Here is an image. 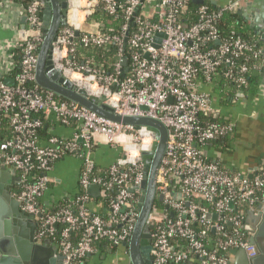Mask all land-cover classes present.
I'll list each match as a JSON object with an SVG mask.
<instances>
[{
    "label": "built area",
    "instance_id": "2783aa9c",
    "mask_svg": "<svg viewBox=\"0 0 264 264\" xmlns=\"http://www.w3.org/2000/svg\"><path fill=\"white\" fill-rule=\"evenodd\" d=\"M67 2L66 24L53 43L54 70L91 98L102 99L116 115L154 119L169 132L156 179L157 201L148 219L152 264H234L231 252L238 250H245L249 259L257 257L245 221L250 212L257 214L264 206V163L249 178L225 169L206 152L211 141L234 129L233 124L220 122V110L207 86L225 81L241 92L252 72L264 67L259 37L253 43L221 37L217 24L225 12H237L238 3L218 2L212 10L205 2L199 5L197 22L188 24L182 18L192 0ZM0 6L16 8L30 26L21 36L25 49L18 73L16 63L0 64V167L20 177L13 198L21 211L34 217L38 241L54 244L63 264L95 255L96 243L102 240L124 246L140 216L143 155L153 151L158 141L155 133L113 123L41 88L36 70L45 38L44 4L0 0ZM99 9L114 20L122 19L118 31L106 30L95 19ZM86 23L97 31L77 36ZM159 33L164 36L156 49ZM111 45L120 57L111 72L78 49L106 50ZM6 79L14 84L7 85ZM55 123L72 128L71 136L53 133ZM44 128L49 137L41 135ZM99 136L123 150V156L108 168V178L96 175L94 150ZM68 157L81 163L79 185L84 192L59 203L45 201L56 183L52 175L56 164ZM91 185L101 188L98 199L107 203L108 218L87 208L94 200L87 193ZM159 196L163 201H158Z\"/></svg>",
    "mask_w": 264,
    "mask_h": 264
},
{
    "label": "water",
    "instance_id": "95a60500",
    "mask_svg": "<svg viewBox=\"0 0 264 264\" xmlns=\"http://www.w3.org/2000/svg\"><path fill=\"white\" fill-rule=\"evenodd\" d=\"M45 1H42L44 4L43 30L45 38L38 56L37 84L41 88L52 91L57 96L68 101L75 102L113 123L134 126L138 129L142 127L148 128L155 133L158 139L153 151L143 155L145 177L141 185L140 216L130 241L124 244L129 250L131 264H152L150 253L153 236L148 219L157 201L156 179L167 150L168 129L160 121L154 119L116 115L111 107L103 104L102 99L91 98L85 90L77 89L71 81L54 70L53 43L60 29L66 24L68 2L67 0H47L48 3L46 4ZM192 1L196 5H202L205 2L218 5V0ZM248 6L250 7L251 4H248ZM22 21L27 22V18L24 17ZM251 29L256 31L257 36L263 42L264 30L261 29L260 24L253 23ZM96 31V27L86 23L76 35L80 36L82 32ZM163 36L160 33L156 35L154 43L156 49L160 47ZM122 63L124 67H127L128 61L126 59ZM260 74L261 72L259 71L254 72L255 77L260 76ZM5 83L11 86L14 81L6 79ZM244 95L243 91L240 92V96ZM0 176L3 180L10 182L13 187L20 186V177L17 176L15 171L0 167ZM87 193L94 200L98 199L101 194V188L97 185H91L87 188ZM158 201H163V197L159 196ZM230 206L236 209L233 203ZM87 208L90 212L96 214L108 213L110 215L111 213L107 209L100 208L95 202H90ZM259 209L260 212L257 214L254 211L250 212L245 221L246 229L251 237L250 244L257 248L258 255L253 259H249L245 250L232 251L231 254L235 257L234 264H264V206ZM208 218L217 219V217L211 215H208ZM36 234L37 224L34 217L21 211L20 203L13 198L10 188L6 189L1 185L0 264H63V257L56 246L49 241L39 242Z\"/></svg>",
    "mask_w": 264,
    "mask_h": 264
},
{
    "label": "crops",
    "instance_id": "0c3cea01",
    "mask_svg": "<svg viewBox=\"0 0 264 264\" xmlns=\"http://www.w3.org/2000/svg\"><path fill=\"white\" fill-rule=\"evenodd\" d=\"M76 1L85 4V0ZM226 1L228 0H218L219 3ZM233 1L238 3L237 13L242 21L246 23L254 37H258L251 26L257 23L264 30V0H249L248 3ZM248 4L251 6L249 7ZM23 18L16 8L8 10L0 6V64L14 63L13 51L22 44L21 36L30 28L27 22L22 21ZM263 42L261 44L264 46ZM259 72H261L260 76L256 77L258 91L254 95L243 91L245 95L240 96V91L236 90L233 96L226 88H221L217 92L213 89L214 84L207 86L208 91L214 96L215 106L220 110V118L231 119L234 129L227 141L221 144H209L206 152L225 169L249 178H252L264 163V67ZM52 129L56 135L69 137L72 134V128L56 123L53 124ZM96 144L94 160L101 169H108L123 156L120 146L108 144L101 136L97 137ZM80 173L81 163L78 159L68 157L59 161L52 172L56 183L48 189L45 201L59 203L67 197L79 195L82 190L79 185ZM92 202L100 208L109 210L100 199ZM103 215L109 216L108 213ZM88 264H131L129 250L125 246L118 247L114 253L98 250L95 255L89 257Z\"/></svg>",
    "mask_w": 264,
    "mask_h": 264
},
{
    "label": "trees",
    "instance_id": "16d2710c",
    "mask_svg": "<svg viewBox=\"0 0 264 264\" xmlns=\"http://www.w3.org/2000/svg\"><path fill=\"white\" fill-rule=\"evenodd\" d=\"M30 1L31 0H27V2H30ZM39 1L42 2L45 0H39ZM45 3H46V1H45ZM206 4L212 10L217 9V6L213 5L211 2H206ZM198 9H199V5H196L192 1L189 4V10H188L187 14L185 16H183L182 21L186 22L188 24H193V23L197 22V20H198ZM43 13H44V10H42V12H41L42 19H43ZM95 19L97 21L101 22L104 25L106 30L113 27L116 31H118L122 25V22H123L122 19L114 20V18L104 15V13L101 9H99L96 12ZM217 26H218V29L220 30L221 37L224 39L231 40L233 38L241 37V38H243L249 42H252V43L255 41L254 35L247 28L246 23H244L242 21V19L240 18V16L238 15L237 12H225L223 14L221 20L218 22ZM257 44H259V43H257ZM78 47H79L78 48L79 52L84 54L87 58H89L91 60H96L97 62H102L105 65V68L108 72L113 71L116 64H118V62L120 60V57L118 54V49L115 45H111L106 50L98 49V48L87 49V48H83L81 46H78ZM24 49H25V44H20L13 51L14 63H16V65H18L15 74L18 73V71H19L18 67H19L20 63H22V60L24 57ZM221 88H226V89L230 90L232 92L233 96L237 92L236 91L237 89L235 88V86L230 82L218 81V82H216V84L213 85V89L217 92L219 90H221ZM244 91H246V93L250 94V95H254L258 91V79L254 76L253 72L248 79V86L244 89ZM56 98L60 101L66 100V99L59 97V96H56ZM220 122L233 124L231 122V119L223 120L220 118ZM41 135L49 137L48 130L45 128L42 129ZM228 137H229V135L224 137V138L218 139L216 141H211L209 144L210 145L221 144L222 142L227 141ZM96 175H99L100 177H103V178H108V175H109L108 169H101V168L97 167ZM83 192L84 191L81 190L80 194H82ZM107 194L112 196V195H114V192L108 191ZM102 203L105 206H107V203L105 201L104 202L102 201ZM159 205H160V203L158 202V206ZM60 206H62V204H60ZM103 217L108 218L107 215H103ZM96 248L98 250H102L103 252H111V253L116 252L118 249V247L113 245L108 240H102V241L96 243ZM88 262H89V258H87L86 260H83L81 262H77L76 264H88Z\"/></svg>",
    "mask_w": 264,
    "mask_h": 264
},
{
    "label": "flooded vegetation",
    "instance_id": "af4514ba",
    "mask_svg": "<svg viewBox=\"0 0 264 264\" xmlns=\"http://www.w3.org/2000/svg\"><path fill=\"white\" fill-rule=\"evenodd\" d=\"M1 185H3L6 189L10 188L12 194L15 192V187H13L10 182L3 180V178L0 176V186Z\"/></svg>",
    "mask_w": 264,
    "mask_h": 264
}]
</instances>
